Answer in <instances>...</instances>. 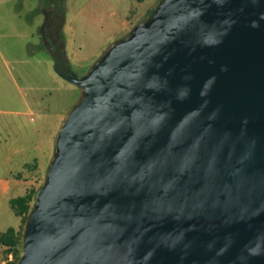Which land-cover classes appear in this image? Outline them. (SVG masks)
Returning a JSON list of instances; mask_svg holds the SVG:
<instances>
[{"label":"water","instance_id":"water-1","mask_svg":"<svg viewBox=\"0 0 264 264\" xmlns=\"http://www.w3.org/2000/svg\"><path fill=\"white\" fill-rule=\"evenodd\" d=\"M56 69L79 95L15 264H264V0H160Z\"/></svg>","mask_w":264,"mask_h":264},{"label":"rangeland","instance_id":"rangeland-1","mask_svg":"<svg viewBox=\"0 0 264 264\" xmlns=\"http://www.w3.org/2000/svg\"><path fill=\"white\" fill-rule=\"evenodd\" d=\"M61 2L63 9L55 14V18H61L58 27L62 50L59 71L63 72L66 66L73 75L81 76L112 42L146 19L160 0ZM49 6L47 0H0V55L5 60L6 82L11 81V77L15 79L19 88L15 93L19 92L22 101L24 98L29 100L34 114L32 123L22 110L19 118L15 116L20 126L19 131L15 128L16 137L12 131L6 133L5 138L9 141H17L18 136L23 153L21 159L15 157L6 165L5 187L0 195V233L8 228L22 233L25 215L15 216L9 200L34 192L41 185L57 129L79 95L74 84L58 75L56 54L41 40L40 29ZM30 31L34 32L38 43L33 52L23 43L24 36ZM3 41L17 44L16 50L3 53ZM7 94L6 90V97ZM34 123H37V132H34ZM33 156H36L34 161ZM16 177L18 182L15 183ZM16 257L15 247L7 250L0 246V262L7 259L15 264Z\"/></svg>","mask_w":264,"mask_h":264},{"label":"crops","instance_id":"crops-1","mask_svg":"<svg viewBox=\"0 0 264 264\" xmlns=\"http://www.w3.org/2000/svg\"><path fill=\"white\" fill-rule=\"evenodd\" d=\"M9 42L11 41H3V43L1 44L3 53L7 52L10 54L11 51L16 50L17 44H9ZM12 42L14 43V41ZM23 43L27 44V48L30 50V52H33L36 49L38 43L33 31L28 32L27 35L24 36ZM4 62L5 60L0 55V195L3 194L5 187L3 177L6 174V165L12 163L13 160L16 159L15 157L21 159V154L23 153V149L20 147L18 136L17 141H9L5 138L6 133H10L8 131H12L13 137H16L15 128L19 131L20 126L18 122L15 121V116L19 118L22 112L24 113V115L29 117L30 122H34V114L32 108L29 106V100L24 98V100L22 101L19 92L15 93V89L19 90L15 79L11 77V81L6 82V68ZM6 90L8 91L7 97ZM34 126V132H37V123H34ZM32 158L34 161L36 159V156H33ZM26 164L27 163L25 162V164H23V167ZM15 180V183L18 182L17 177L15 178ZM4 262L5 261L2 260L0 264H4Z\"/></svg>","mask_w":264,"mask_h":264},{"label":"trees","instance_id":"trees-1","mask_svg":"<svg viewBox=\"0 0 264 264\" xmlns=\"http://www.w3.org/2000/svg\"><path fill=\"white\" fill-rule=\"evenodd\" d=\"M37 189L24 196H18L9 200V207L15 216H19L21 214L25 215L26 220L27 213L33 205ZM21 236L22 233L18 234L13 228H8L4 233H0V246L7 250L15 247V255L17 256L16 260H18L21 253ZM4 261L5 264H14L9 263L7 259H4Z\"/></svg>","mask_w":264,"mask_h":264},{"label":"flooded vegetation","instance_id":"flooded-vegetation-1","mask_svg":"<svg viewBox=\"0 0 264 264\" xmlns=\"http://www.w3.org/2000/svg\"><path fill=\"white\" fill-rule=\"evenodd\" d=\"M50 2V6L48 7V9L45 11V17H44V21H43V25L40 29V33H41V40L46 43V45L49 47V49L51 51H54L56 56L55 61L56 64H60L61 63V58H60V54L62 52L61 50V44H60V40H59V25L61 22V18H55V14L58 12V10L62 11L63 9V4L61 2V0H47ZM55 6L57 8H55ZM55 47V49L53 50L52 47ZM61 67V66H60ZM66 66L64 67L63 71L65 70Z\"/></svg>","mask_w":264,"mask_h":264}]
</instances>
